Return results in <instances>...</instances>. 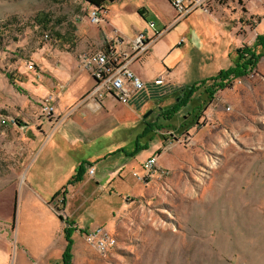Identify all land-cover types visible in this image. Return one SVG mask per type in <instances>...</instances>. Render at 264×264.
<instances>
[{
	"label": "rangeland",
	"instance_id": "obj_1",
	"mask_svg": "<svg viewBox=\"0 0 264 264\" xmlns=\"http://www.w3.org/2000/svg\"><path fill=\"white\" fill-rule=\"evenodd\" d=\"M204 2L209 13L199 8L169 28L176 12L165 0H117L108 5L109 15L99 10L102 20L94 27L113 40L117 33L124 37L106 18L128 37L136 30L146 31L147 22H154L157 32L167 30L140 72L152 84L164 78L168 87L179 89V96L184 87L228 71L245 46L261 51L256 37L264 35V0ZM140 7L149 14L141 15ZM93 10L81 0H0V111L20 122L12 138L0 133V177L19 172L26 151L19 132L29 121L28 104L33 103L28 93L33 84L44 81L43 63L55 69L41 58L43 49L52 45L66 51L64 40L75 38L80 19L81 25L89 22ZM42 13L52 18L48 29L58 42L43 40L45 29L36 21ZM181 39L183 45H178ZM60 62L69 61L65 56ZM165 84L157 87L155 98L149 96L151 108L160 111L176 104L178 98H166ZM227 84L206 106L203 90L198 94L193 106L205 109L192 136L175 131L188 108L162 119L167 123L160 127L173 131L174 147L165 150L161 137L142 134L139 151L133 150L123 176L105 189H97L95 182L75 187L74 192L82 187L84 195L71 199L68 193L63 218L57 210L62 194L53 199L56 179L46 177L43 166H36L32 178H24L32 188L18 180L15 192L0 193V222L5 219L14 227L13 242L0 252V264H62L68 227L74 230L71 264H264V57L248 76ZM41 99L30 113L38 115ZM132 108L107 106L110 117L104 127L114 134L111 142L131 137L142 127ZM158 114L154 111L148 119ZM100 141L110 142L105 137ZM100 147L97 144L95 151ZM93 152L87 150L85 156ZM151 154L166 168L155 169L159 178L153 181V174L149 177L143 168ZM99 226L114 241L103 251L87 239V233Z\"/></svg>",
	"mask_w": 264,
	"mask_h": 264
},
{
	"label": "crops",
	"instance_id": "obj_2",
	"mask_svg": "<svg viewBox=\"0 0 264 264\" xmlns=\"http://www.w3.org/2000/svg\"><path fill=\"white\" fill-rule=\"evenodd\" d=\"M165 1L170 7H172L169 0ZM89 8L92 9L91 7ZM138 9L142 10L144 14L148 13L145 7H140ZM106 12V15H109V11L107 10ZM174 19L175 17L171 19V21H168L169 27L174 25ZM105 20L109 25L111 24L115 30L120 31L122 37L126 40L123 44L116 45L123 49L128 47L129 43L134 40L137 34L144 32V30H136L130 37H128L124 30L114 27L115 25L112 24V18H106ZM111 41H113L112 37H108L103 33L99 34L97 30H95L94 25L85 21L83 25L80 23V26L76 28L75 39L73 42L67 43L68 48L66 51L55 49L52 45H47L46 49H43V51L46 52L41 58H47V62H49L55 69L53 70L49 65L45 66V63H43L44 67L42 70L44 74H46V77L44 81H42V84H33V91L28 93L30 100H32L29 101V103L33 102L32 104H28L29 110L27 117L29 121L24 125L23 129L20 130L21 132H19L21 145L26 150L25 156L22 157L19 172L16 170L12 174L0 177V193L11 194L12 192H15L18 180V184L25 183L27 187L32 188L26 181H24V178H29V174L32 178L36 166H43L42 171L45 176L52 175L56 179L55 190L57 191L55 192L57 193H54L55 195L53 199L56 198L66 187L71 199L78 197V195L83 197L84 193L82 192V187H80L77 192H74V188L78 185H86L90 182H95L97 189H105L108 182H116L118 178L120 179L123 176L122 170L131 163V154L138 150L137 146L142 134L149 139H152L154 135L161 137L165 142V150L167 147L168 150L174 147V145L171 144L172 139L170 137L173 133L172 129L168 128L164 130L160 127V125H163L164 127V124L167 123L165 121L162 122V119H165L164 116L168 114L169 110L173 107V103L166 104V106H164V108L162 107L159 111L157 107L151 108L150 103L148 102L149 96L151 99L155 98V92L160 89L157 88L160 86L154 85L156 79L152 84V81L141 75L140 71L142 70L143 65L147 64L148 57H150L148 55L144 58V61L132 66V70L147 84L146 90L136 95L128 104H122L112 97H106L103 101L102 109L97 113L83 108L81 110H76L71 116L65 117L66 112L71 108H75L80 100L91 90L94 84L89 73L86 74L85 72H80L78 70V55L88 50L102 49ZM65 56L69 62L61 64L60 59ZM167 87L168 85L166 84L163 87V92L166 91V98L172 97L177 99L180 96H178L179 89H171L170 86L168 87L170 89H168ZM49 94H55L58 97L55 115L52 118H49L40 117L35 113H30L32 112L31 110L36 107V101ZM197 97L198 96L195 97V101ZM111 104L114 106L126 105L131 109L134 107L135 111L131 110L132 115H134L135 120H141L142 125V127L134 132L131 137L122 138L116 143L111 142L114 134L111 135L112 133L104 127L105 121L110 117L106 108L109 105L111 106ZM149 109L152 110V113H154V111L159 113L152 121L149 120L148 117L146 119L144 118L146 113L149 112ZM189 110L190 109H188V111ZM183 123L184 119L179 123L175 131L192 136V129L188 132H184L181 128ZM125 129L131 131L130 128ZM180 129L182 131H180ZM16 132H18V129L14 126H9L6 129L7 136L10 138H12ZM103 137L110 141L107 145H103L101 141L98 142L99 140H102ZM99 143L101 144V147L95 151L94 147ZM112 144H115V146ZM134 144L135 148L132 149L131 146ZM146 146H148V143ZM87 150H93L94 152L86 155V158L85 154L87 153ZM161 152L162 151L159 150L158 154H161ZM153 157L157 158L156 169H166L165 167H162V165L159 166L158 156L151 154L148 159ZM84 162H89V165L85 167L83 181L75 185H69V182L72 181V178L76 175L78 169ZM91 168L94 169L93 175H89V170ZM100 170L103 171V174L100 173ZM158 176L157 173L153 174L152 181L159 178ZM8 222L10 221L5 219L0 222V252L5 251L7 246L13 242L14 227L8 225Z\"/></svg>",
	"mask_w": 264,
	"mask_h": 264
},
{
	"label": "built area",
	"instance_id": "obj_3",
	"mask_svg": "<svg viewBox=\"0 0 264 264\" xmlns=\"http://www.w3.org/2000/svg\"><path fill=\"white\" fill-rule=\"evenodd\" d=\"M169 2L176 12V17L173 20L174 25L199 8L209 13V8L204 4L203 0H169ZM99 14V9H94L89 14L90 24L94 26L100 24L102 18ZM82 20L84 19L81 18L80 23H82ZM155 29L156 24L154 22H147V30L137 34L126 49L116 46L117 44H123L125 40L115 35L116 38L102 49L80 53L77 57L78 70L89 73L94 84L77 106L67 111V116H71L76 110L83 108L97 113L102 109L103 101L106 97H112L122 104H128L136 95L144 92L147 84L132 70V66L136 63H141L150 53L153 45L167 32V30L157 32ZM117 34L119 35V33ZM43 39L49 42L50 36L45 34ZM183 42L184 40H181L178 45H183ZM164 83V78L162 77L154 81L155 86H161ZM57 101L58 97L55 94H49L42 98L38 102V115L52 118L55 115ZM17 120L18 118L16 117L0 114V127L19 125ZM156 166L157 158L153 157L147 160L143 168L150 177ZM93 173L94 169L91 168L89 175H93ZM162 174L165 175L168 172H163ZM140 180L142 181L144 178H140ZM60 194H62V197L59 200L57 210L59 216L63 218L67 212L66 208L63 207H65L66 200L69 197L68 190H63ZM55 204L56 200L52 204L54 209H56ZM87 239L93 247L102 251L106 250L114 242L112 234L101 226L89 231Z\"/></svg>",
	"mask_w": 264,
	"mask_h": 264
},
{
	"label": "trees",
	"instance_id": "obj_4",
	"mask_svg": "<svg viewBox=\"0 0 264 264\" xmlns=\"http://www.w3.org/2000/svg\"><path fill=\"white\" fill-rule=\"evenodd\" d=\"M81 1L82 3L88 5L89 7L93 9H99L101 10V12H106L108 5L117 0H81ZM140 11H141L140 14L144 16V12L142 10ZM36 21L40 26H43V29H45L42 33V37H44L45 34H48L50 36V41L47 43L58 42L54 39L52 32L48 29L53 23L52 18L48 14H45V13L40 14L36 18ZM75 30H74V33H75ZM59 39L63 40V38L61 37ZM74 39L75 38L71 37V39L67 41L64 40V41L65 43H70V42H73ZM256 47L260 48L261 51L257 52L255 48L252 49V48H249L248 46H245V50H241V52L239 50L238 51V61L228 71L220 72L218 77L210 79L208 81H204L200 84H195L193 86H190V87H187L181 90V95L178 97L176 104L173 105V107L169 110L168 114L164 116V118L166 120H170L171 117L177 114L181 108H188L190 110L188 111L186 116H184V123L181 125V128L184 131H190L194 127L200 126L201 125L200 120L203 117V111L205 109V106L208 103H211L215 99V96L217 95L219 91H223L226 87H228L227 82L228 81L232 82L233 80H240L248 76L250 72H252L253 70L257 68L260 59L264 57V35H258L256 37ZM242 52H245V53L243 54ZM202 90H203V93H201L200 96L202 97L205 96L207 98V100L205 101V106L202 107L199 105L198 107H194L193 105L196 102L195 97L198 96V94H200ZM0 114L8 115L7 113L3 111H0ZM17 122L20 125L19 120H17ZM8 127L9 125L0 127V133L1 132L6 133V129ZM137 149L138 150H136V152L139 151V148ZM87 165L89 164L86 163L80 166L76 175L72 178V181L69 182V185H75L83 181V178L85 175V167ZM64 190H67V187ZM64 233H65V237H66L68 245L62 257V264H71L72 246H73L72 236H73L74 230L68 227L64 229Z\"/></svg>",
	"mask_w": 264,
	"mask_h": 264
},
{
	"label": "water",
	"instance_id": "obj_5",
	"mask_svg": "<svg viewBox=\"0 0 264 264\" xmlns=\"http://www.w3.org/2000/svg\"><path fill=\"white\" fill-rule=\"evenodd\" d=\"M151 113H152L151 111L148 112V113L144 116V118L146 119Z\"/></svg>",
	"mask_w": 264,
	"mask_h": 264
}]
</instances>
